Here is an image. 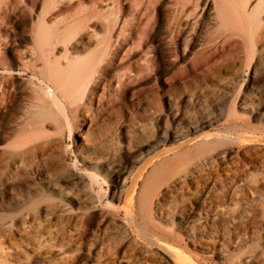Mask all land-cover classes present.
Instances as JSON below:
<instances>
[{
	"label": "rangeland",
	"instance_id": "rangeland-1",
	"mask_svg": "<svg viewBox=\"0 0 264 264\" xmlns=\"http://www.w3.org/2000/svg\"><path fill=\"white\" fill-rule=\"evenodd\" d=\"M41 1L0 0V22L14 6ZM173 1H155L139 28L140 41L124 61L136 74L92 122L84 153L93 159L87 167L97 183L84 187L43 175L26 187L0 186V264H264V1L253 4L259 21L251 47L220 55L201 74L189 66L211 32L209 17L204 15V29L195 31L194 43L183 53L169 17ZM122 6L121 15L129 17L128 4ZM145 44L152 47L147 56ZM21 78L3 113L6 121L27 106V77ZM65 126L44 124L50 146L64 153L63 175H70L78 161L73 142L82 139L76 133L70 137ZM188 132L193 141L204 135L211 144L221 137L228 141L207 149L192 141L172 151L176 143L170 145L169 136ZM159 143L165 146L155 151ZM215 150L222 154L210 157ZM139 161L146 169L133 187ZM130 170L127 179L117 180ZM156 170L149 191H162L169 221L144 220L138 211ZM123 182V190H113ZM44 196L53 199L37 202ZM49 203L59 206L51 215L43 212ZM137 227L169 250L148 243Z\"/></svg>",
	"mask_w": 264,
	"mask_h": 264
},
{
	"label": "bare ground",
	"instance_id": "bare-ground-1",
	"mask_svg": "<svg viewBox=\"0 0 264 264\" xmlns=\"http://www.w3.org/2000/svg\"><path fill=\"white\" fill-rule=\"evenodd\" d=\"M155 1L42 0L40 5L31 2L30 7L14 6L10 15L4 12L0 22L3 32L0 36V186L6 189L26 187L36 180H42L43 175L55 180H71L84 187L97 183L99 178L87 167L94 164L93 159L84 153V148L90 143L91 125L98 110L108 106L114 92L126 86L136 74L124 61L132 47L140 41L142 29L139 31V28L144 20L149 19ZM263 1L174 0L173 6L170 5L173 9L169 17L174 22L172 28L176 48L183 53L192 44L195 31L201 33L204 29V15L209 17L211 25V32L200 44L193 64L189 66L190 72L207 73L218 63L220 55L250 48L255 34L253 27L259 21L253 4L256 2L259 5ZM125 4L131 9L129 17L121 15L122 5ZM38 6V12H34ZM148 44H145L146 56L152 48ZM22 76L27 77L23 88V99L27 101V106L19 116L9 115L6 121L3 113L17 91L14 82L21 80ZM46 122L57 129L66 125L70 137L76 133L82 139L80 144L73 142L78 161L73 164L74 170L70 175H63L64 153L50 146L52 141L44 128ZM197 132L192 131L193 134ZM192 133L183 136L173 133L169 138L182 143L193 136ZM221 138L215 139V142L210 140L213 142L211 144L208 141L210 137L208 139L204 135L191 145L207 149L222 143ZM164 146L159 143L155 151ZM221 154V151L215 150L213 156H209L218 157ZM209 156L205 158L206 161L210 159ZM79 164L85 167L84 171H78ZM136 165L139 166L130 179L133 187L146 169L142 161ZM131 172H121L116 178L120 180L125 176V180ZM159 173L160 170H156L138 200V211L144 220H170L168 208L162 204V191H149L151 182ZM54 185L46 184L51 189H54ZM117 189L123 190L124 182L113 186V190ZM132 191L131 187L128 195ZM52 199L44 196L37 202ZM58 208V204L49 203L43 212L51 215ZM138 227V234L148 243L165 248L158 239L150 236V232L146 233L142 227Z\"/></svg>",
	"mask_w": 264,
	"mask_h": 264
},
{
	"label": "water",
	"instance_id": "water-1",
	"mask_svg": "<svg viewBox=\"0 0 264 264\" xmlns=\"http://www.w3.org/2000/svg\"><path fill=\"white\" fill-rule=\"evenodd\" d=\"M193 140H194V137L193 136L192 137H189V139H187V141H184L182 143H180V142L177 143L175 141L170 140V145L176 143L175 145L172 146V151L177 150V149H181V148L185 147L186 145L190 144ZM158 152L161 153V150H159ZM151 156H155V155L152 154Z\"/></svg>",
	"mask_w": 264,
	"mask_h": 264
}]
</instances>
